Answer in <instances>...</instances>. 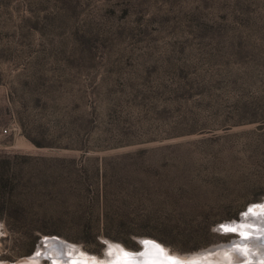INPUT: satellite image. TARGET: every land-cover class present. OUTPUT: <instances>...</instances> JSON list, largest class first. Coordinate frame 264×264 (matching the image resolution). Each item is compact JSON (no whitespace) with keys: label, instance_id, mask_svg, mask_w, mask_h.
Masks as SVG:
<instances>
[{"label":"rangeland","instance_id":"obj_1","mask_svg":"<svg viewBox=\"0 0 264 264\" xmlns=\"http://www.w3.org/2000/svg\"><path fill=\"white\" fill-rule=\"evenodd\" d=\"M262 200L264 0H0V264L192 255Z\"/></svg>","mask_w":264,"mask_h":264},{"label":"bare ground","instance_id":"obj_2","mask_svg":"<svg viewBox=\"0 0 264 264\" xmlns=\"http://www.w3.org/2000/svg\"><path fill=\"white\" fill-rule=\"evenodd\" d=\"M219 230L226 233L236 231L239 237L237 239H231V241L226 243L223 247L217 245L202 252L198 251L199 253L192 255L171 254L167 248L154 240L150 243L147 241L142 242L141 245H139L140 249L138 251H130L120 244L105 240L104 258L89 255L84 252L80 246L67 243L56 237H44L41 240V244L42 246H47L49 251L48 257L51 264H208V262L209 264H217L215 260L211 261L209 258H206L205 255L214 251V249H216L215 251L219 249L236 250V252H241L242 250V255H240L242 256V259H240L241 262L239 261L240 263L237 264H246L247 261L249 263L254 262V264H264V200L250 204L248 210H244L240 214V219L238 221L229 224H221ZM248 238L251 240L256 238L257 241L255 242H257V247L255 243H250ZM246 240L247 243L245 242ZM246 246L249 248L247 249ZM260 246H263V249ZM246 250L251 252L250 256L246 254ZM254 253L262 257L261 263L250 259L255 255ZM37 256H42V253L36 255L33 259L37 258ZM244 257L245 259H247V257L250 258L242 262ZM257 257L258 256H256V258ZM40 259H37V261ZM207 259L210 261H205ZM218 264L224 263L218 262Z\"/></svg>","mask_w":264,"mask_h":264},{"label":"water","instance_id":"obj_3","mask_svg":"<svg viewBox=\"0 0 264 264\" xmlns=\"http://www.w3.org/2000/svg\"><path fill=\"white\" fill-rule=\"evenodd\" d=\"M250 206V204L246 207V209H245V211L246 210H248V207ZM242 213V212H241ZM240 213V214H241ZM240 214H239V217H238V220L240 219ZM238 220H230V221H225V222H222L221 224H229V223H233V222H235V221H238ZM221 224H219L218 226H217V228L219 229V227H221ZM229 230V229H228ZM227 230V231H228ZM231 230V229H230ZM222 231V230H221ZM224 232V231H223ZM144 241H147V242H151V241H153L152 239H150V238H140V239H138V244L139 245H141V243L142 242H144ZM213 246H211V247H209L208 249H210V248H212Z\"/></svg>","mask_w":264,"mask_h":264},{"label":"trees","instance_id":"obj_4","mask_svg":"<svg viewBox=\"0 0 264 264\" xmlns=\"http://www.w3.org/2000/svg\"><path fill=\"white\" fill-rule=\"evenodd\" d=\"M1 205V204H0ZM105 233V232H104ZM105 234H107V233H105Z\"/></svg>","mask_w":264,"mask_h":264},{"label":"built area","instance_id":"obj_5","mask_svg":"<svg viewBox=\"0 0 264 264\" xmlns=\"http://www.w3.org/2000/svg\"><path fill=\"white\" fill-rule=\"evenodd\" d=\"M3 131H5V130L3 129Z\"/></svg>","mask_w":264,"mask_h":264}]
</instances>
